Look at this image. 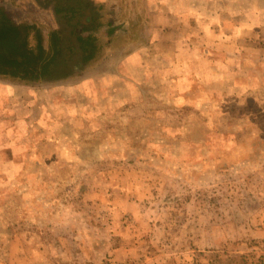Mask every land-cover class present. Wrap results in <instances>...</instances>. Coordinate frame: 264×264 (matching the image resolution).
Instances as JSON below:
<instances>
[{
    "label": "rangeland",
    "instance_id": "obj_1",
    "mask_svg": "<svg viewBox=\"0 0 264 264\" xmlns=\"http://www.w3.org/2000/svg\"><path fill=\"white\" fill-rule=\"evenodd\" d=\"M92 4L79 74L0 76V264H264V0Z\"/></svg>",
    "mask_w": 264,
    "mask_h": 264
},
{
    "label": "trees",
    "instance_id": "obj_2",
    "mask_svg": "<svg viewBox=\"0 0 264 264\" xmlns=\"http://www.w3.org/2000/svg\"><path fill=\"white\" fill-rule=\"evenodd\" d=\"M47 2L53 4L55 14H62L60 28L52 33L53 54L49 56L46 53L41 33L34 26L19 28L15 24L1 22L0 76L14 77L26 85L58 81L79 74L97 58L99 41L88 33L101 23L97 20L92 1ZM31 30L34 37H30Z\"/></svg>",
    "mask_w": 264,
    "mask_h": 264
},
{
    "label": "crops",
    "instance_id": "obj_3",
    "mask_svg": "<svg viewBox=\"0 0 264 264\" xmlns=\"http://www.w3.org/2000/svg\"><path fill=\"white\" fill-rule=\"evenodd\" d=\"M22 0H16V4L17 5H15V8L17 9V13H22V11H23V9H24V7H23V3L21 2ZM92 2H98L99 0H91ZM30 3L35 7V8H37V10H40V11H42L43 13H54V10H53V4H51L50 3V5L49 4H44L43 3V7L40 5H38V3H36L35 1H33V0H30ZM50 8L52 9V10H50ZM55 14V13H54ZM53 15V14H52ZM11 21V20H10ZM12 23V22H11ZM98 27V26H97Z\"/></svg>",
    "mask_w": 264,
    "mask_h": 264
}]
</instances>
